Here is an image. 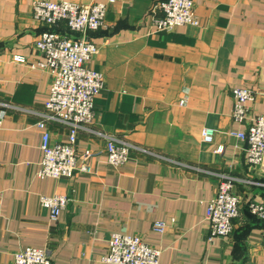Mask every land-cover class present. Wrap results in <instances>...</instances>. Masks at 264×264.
Returning a JSON list of instances; mask_svg holds the SVG:
<instances>
[{
  "label": "crops",
  "instance_id": "crops-1",
  "mask_svg": "<svg viewBox=\"0 0 264 264\" xmlns=\"http://www.w3.org/2000/svg\"><path fill=\"white\" fill-rule=\"evenodd\" d=\"M34 1L0 0V264H14L26 247L48 250L50 264H106L113 234L140 237L160 251V264H264V221L248 208L264 204V159L246 163L237 138L245 126L231 117L233 88L249 90L251 115L264 116V0H193L199 26L171 32L151 22L165 0L108 5L104 25L84 36L98 48L87 67L104 80L90 131L75 143L77 164L86 154L92 173L57 180L36 177L51 76L34 68L44 61L35 41L47 30L32 18ZM204 128L214 131L211 144L201 140ZM46 130L52 143L66 142L65 125ZM95 132L148 153L131 150L113 168ZM225 178L240 214L228 237L208 241L207 206ZM55 195L70 200L51 221L39 197Z\"/></svg>",
  "mask_w": 264,
  "mask_h": 264
},
{
  "label": "built area",
  "instance_id": "built-area-1",
  "mask_svg": "<svg viewBox=\"0 0 264 264\" xmlns=\"http://www.w3.org/2000/svg\"><path fill=\"white\" fill-rule=\"evenodd\" d=\"M114 0L96 2L91 5H79L70 1L35 0L32 4V18L54 29L63 24L67 33H77L81 37L74 39L66 33L45 31L36 41V49L43 55L44 61L34 68L47 71L51 76L48 100L44 104V115L37 122L43 130L41 139L42 159L36 172L38 179L71 178L74 173L89 175L91 167L86 163L87 155L81 157L78 165L75 143L81 130L90 131L93 123L94 100L104 87L102 76L87 67L88 62L98 52V48L85 40L88 32L97 31L104 25L108 5ZM151 22L155 32H171L182 26L198 27L199 20L194 12L193 0H165L154 4L150 10ZM15 61L24 62L16 57ZM233 107L231 117L234 122L245 126L237 138L246 143L245 160L250 166L262 163L264 159V116H252L248 103L252 100L249 90L233 88L231 90ZM184 104V100L180 101ZM58 122L68 129L67 140L52 143L46 123ZM97 135L104 136L95 132ZM201 140L211 144L214 131L204 128ZM105 158L109 166L118 168L130 159L131 150H140L127 142L104 136ZM148 153L145 150H140ZM230 178L223 179L217 193L207 206L206 219L210 235L208 241L228 237L233 222L240 214V198L234 192ZM67 196H40V206L48 211L49 219L56 221L60 212L69 202ZM251 215L264 219V204L251 202L248 205ZM162 233L163 223L157 222L152 228ZM160 251L149 246L138 236L113 234L108 242V252L102 258L106 264H160ZM14 264H50L46 249L26 247L14 256Z\"/></svg>",
  "mask_w": 264,
  "mask_h": 264
},
{
  "label": "trees",
  "instance_id": "trees-1",
  "mask_svg": "<svg viewBox=\"0 0 264 264\" xmlns=\"http://www.w3.org/2000/svg\"><path fill=\"white\" fill-rule=\"evenodd\" d=\"M61 26H63V28L65 29V31L67 32V30H66V28H65V26L63 25V24H61L60 26H58L57 28H54V29H49V28H47V30L46 31H56V32H60V33H66V32H64L62 29H61ZM250 212V211H249ZM252 217H254L256 220H258V221H264V219H258V218H256L255 216H253V215H251Z\"/></svg>",
  "mask_w": 264,
  "mask_h": 264
},
{
  "label": "rangeland",
  "instance_id": "rangeland-1",
  "mask_svg": "<svg viewBox=\"0 0 264 264\" xmlns=\"http://www.w3.org/2000/svg\"><path fill=\"white\" fill-rule=\"evenodd\" d=\"M31 12H32V10H31ZM32 15V14H31Z\"/></svg>",
  "mask_w": 264,
  "mask_h": 264
}]
</instances>
